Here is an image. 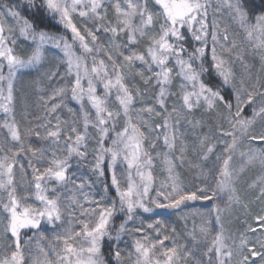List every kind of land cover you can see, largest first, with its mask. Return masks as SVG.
<instances>
[{
	"label": "snow or ice",
	"instance_id": "snow-or-ice-1",
	"mask_svg": "<svg viewBox=\"0 0 264 264\" xmlns=\"http://www.w3.org/2000/svg\"><path fill=\"white\" fill-rule=\"evenodd\" d=\"M0 264H264V0H0Z\"/></svg>",
	"mask_w": 264,
	"mask_h": 264
}]
</instances>
